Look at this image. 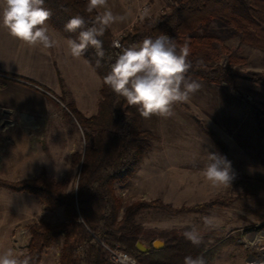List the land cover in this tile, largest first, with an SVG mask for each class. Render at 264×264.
Here are the masks:
<instances>
[{"label": "rangeland", "instance_id": "rangeland-1", "mask_svg": "<svg viewBox=\"0 0 264 264\" xmlns=\"http://www.w3.org/2000/svg\"><path fill=\"white\" fill-rule=\"evenodd\" d=\"M179 2L109 0L114 14L127 16L126 21L112 25L111 31L115 39H119L135 25L148 18L157 19ZM145 9L148 14L142 15ZM227 30L213 21L208 28L200 27L199 32L209 36L205 46L192 55V62L209 65L230 63L242 76L253 72L264 74V52L243 42L240 35L233 31L234 28L228 33ZM189 77L199 82L201 88L188 102L175 105L170 118L142 117L143 127L153 133L151 148L136 173L125 183L116 182L114 185L121 205L119 218L126 207L139 200L159 199L174 211L157 208L137 210L135 220L139 241L151 245L154 240L161 239L166 244L172 237H183L187 227L197 225L206 248L219 239L238 238L221 246L209 264H247L248 252L239 241L241 234L264 226V101L237 91L226 81ZM91 81L95 84L94 87L91 85V93L99 103L102 80L97 72ZM99 82L100 89L97 86ZM63 96L57 98L61 103L49 95L47 98L52 101V106L64 108V112L67 105H74L84 116L94 115L84 114L83 108L79 107L82 104H85L84 109L90 106L87 93L72 89ZM89 110H92L91 107ZM66 116L68 119L63 118L66 122V127L62 126L64 131H60L61 125L53 124L54 129L49 131L56 138L39 140L36 146L17 145L22 142L0 133V178L8 181L30 180L46 171L53 179L65 183L67 190L76 189L79 169L72 166V156L85 148V129L75 118ZM204 128L217 134L227 146L226 150ZM49 131L40 129L33 134L42 135ZM48 143L53 145H45ZM208 151L218 152L231 161L235 173L231 187L212 189L204 180L201 169L207 162ZM215 199L227 200L228 205L203 206ZM205 215L217 217L219 227L205 228L201 219ZM66 219L62 208L44 209L34 195L0 185V252L13 249L22 255L27 251L32 225ZM63 241V237L56 239L40 264H67L60 257ZM105 256L108 258L107 252Z\"/></svg>", "mask_w": 264, "mask_h": 264}, {"label": "trees", "instance_id": "trees-1", "mask_svg": "<svg viewBox=\"0 0 264 264\" xmlns=\"http://www.w3.org/2000/svg\"><path fill=\"white\" fill-rule=\"evenodd\" d=\"M86 4L87 0H45L44 7L52 11L48 22L67 38H75V33L64 31V25L76 14L88 20L94 19L95 12H85ZM212 21L228 29L227 33L234 28L233 31L240 35L243 42L264 52V0H180L169 12L157 19H145L119 39H115L109 28L102 37L106 57L101 67H96L94 49H88L84 57L102 80L98 110L87 117L74 105H67L65 109V113L75 118L85 129V148L82 152H74L72 156V166L79 169L76 189L67 190L65 183L53 179L46 171L30 180L8 181L0 178L3 187L28 192L39 198L44 209L62 208L67 215L66 220L41 221L32 225L27 251L21 256L28 255L32 258V264H40L44 252L56 239L63 237L60 257L67 264L111 263L109 257L105 256L107 251L104 244L126 250L140 264H183L184 257L188 255H204L210 262L221 246L238 239H219L206 248L205 242L195 247L183 237H172L163 248L155 249L151 244L148 245L151 248L148 252H142L136 246L140 240L135 220L137 210L157 208L173 212L174 209L159 199L139 200L126 207L119 218L121 205L114 187L116 182L125 183L136 173L151 148L153 138L152 131L143 127L142 116L137 109L127 105L122 97L103 84V77L109 71L110 62L107 58H114L120 51L111 46L114 40H118L122 46H130L139 44L147 37L154 39L164 33L178 45L188 44V59L191 63L188 75L204 80L226 81L237 91L252 94L264 101L263 73L253 72L242 76L230 63L209 65L192 62V55L205 46L209 36L201 34L199 29L208 28ZM14 77L36 84L30 79ZM204 130L226 150L227 146L217 134L209 128ZM218 204L227 206L228 201L215 199L203 206Z\"/></svg>", "mask_w": 264, "mask_h": 264}, {"label": "clouds", "instance_id": "clouds-1", "mask_svg": "<svg viewBox=\"0 0 264 264\" xmlns=\"http://www.w3.org/2000/svg\"><path fill=\"white\" fill-rule=\"evenodd\" d=\"M45 0H0V26L21 44L29 48L53 49L59 46L48 21L52 11L44 7ZM85 12L96 13L94 19L73 15L64 25V31L75 33V38L66 40L67 54L79 59L94 49L96 67L102 66L106 57L102 37L116 23L126 21L127 16L114 14L109 0H87ZM147 15L145 9L141 13ZM120 51L115 57L109 56V71L103 77V84L127 105L135 107L139 114L150 119L153 116L167 119L174 114V106L189 101L198 92L201 84L189 77L191 63L188 59L190 49L187 43L177 42L164 33L156 38L147 37L139 44L122 46L118 40L111 45ZM206 164L201 175L212 189L229 188L235 179L231 161L218 152H207ZM205 228L219 227V220L214 215L202 218ZM185 240L199 247L203 235L197 225H191L182 233ZM246 243L250 247L264 252V230L248 234ZM0 264H32L28 255H18L13 249L0 252ZM183 264H209L204 255L184 257ZM250 264H264V256L253 259Z\"/></svg>", "mask_w": 264, "mask_h": 264}, {"label": "crops", "instance_id": "crops-1", "mask_svg": "<svg viewBox=\"0 0 264 264\" xmlns=\"http://www.w3.org/2000/svg\"><path fill=\"white\" fill-rule=\"evenodd\" d=\"M49 26L54 30V37L60 40L59 46L50 50L29 48L13 39L0 26V133L22 142L17 145L36 146L39 140L55 139L56 135L49 131L54 129L53 124L61 125L60 131H64L62 126L66 127L64 120L68 119L64 108L52 106L48 95L61 103L58 97L64 98L63 93L76 89L82 94L87 93L86 98L91 101L86 110L85 104H78L84 114H95L98 110V100L90 90L91 85L95 86L91 79L96 76V70L84 56L79 59L70 57L66 47L68 38L52 25ZM14 76L30 79L42 88ZM97 86L100 89V82ZM40 129L50 133L33 134ZM34 140L37 142H31Z\"/></svg>", "mask_w": 264, "mask_h": 264}, {"label": "built area", "instance_id": "built-area-1", "mask_svg": "<svg viewBox=\"0 0 264 264\" xmlns=\"http://www.w3.org/2000/svg\"><path fill=\"white\" fill-rule=\"evenodd\" d=\"M262 230H264V226L261 228H257V230L247 231L244 235L243 233L241 234L242 238L240 237L239 241H241L244 247L247 249V252H248L247 253L248 256L246 259L247 264H250V261H252L253 259H257V258L264 256V252H260L256 248L250 247L246 243V236L248 234H254ZM104 247L107 251V254H108V257L111 263L113 264H138L137 259L132 254H130L124 249L120 247H111L107 244H104Z\"/></svg>", "mask_w": 264, "mask_h": 264}, {"label": "water", "instance_id": "water-1", "mask_svg": "<svg viewBox=\"0 0 264 264\" xmlns=\"http://www.w3.org/2000/svg\"><path fill=\"white\" fill-rule=\"evenodd\" d=\"M165 242L161 239H156L153 241L152 246L155 249H161L164 247ZM137 248L142 252H148L151 248L150 246L144 244L142 241H138L136 244Z\"/></svg>", "mask_w": 264, "mask_h": 264}]
</instances>
